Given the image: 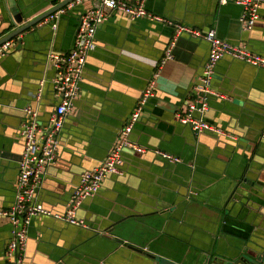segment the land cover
Segmentation results:
<instances>
[{"label": "crops", "instance_id": "obj_1", "mask_svg": "<svg viewBox=\"0 0 264 264\" xmlns=\"http://www.w3.org/2000/svg\"><path fill=\"white\" fill-rule=\"evenodd\" d=\"M64 1L17 0L22 24ZM97 3L75 4L55 30L45 22L28 29L0 57V209L15 201L23 109L41 92L39 120L46 124L57 104L47 55L73 48L80 16ZM145 8L174 26L119 12L100 26L60 135L57 161L39 190L38 201L52 216L32 222L24 264H236L253 242L264 246V69L231 58L217 64L212 86L222 97L210 99L203 118L236 140L210 132L196 136L175 116L187 111L210 54L208 42L177 35L175 25L215 29L219 38L264 57V4L249 32L239 22L242 7L232 2L147 0ZM10 15L0 0V39L13 31ZM175 38L173 59L158 68ZM152 80L155 95L131 134L148 152L125 153L124 175L109 176L84 201L78 216L87 229L55 218L65 215L80 176L118 144ZM154 150L183 162L171 165ZM242 197L247 205L234 201ZM10 239L11 225L0 218V264Z\"/></svg>", "mask_w": 264, "mask_h": 264}, {"label": "built area", "instance_id": "obj_2", "mask_svg": "<svg viewBox=\"0 0 264 264\" xmlns=\"http://www.w3.org/2000/svg\"><path fill=\"white\" fill-rule=\"evenodd\" d=\"M146 1L97 0L98 3L94 7L80 16L73 48L67 53L50 52L47 55L49 64L55 70L52 84L57 104L46 124L40 123L39 120L38 105L42 98L41 92L33 97L34 105H29L23 109V121L19 135L24 143V149L18 161L15 201L11 207L0 209V218L7 219L11 225V239L5 253V264H24L29 228L32 222L39 216H52L38 201L39 190L47 170L55 165L57 161L60 135L65 120L79 95L87 58L97 48V33L100 26L108 20L111 12L126 14L134 21L147 17L151 21L174 26L171 21L148 13L145 8ZM81 2L82 0H75L69 3L63 9L49 16L45 23H50L54 30L57 29L59 18L73 9L75 4ZM230 2L243 8L239 22L244 31H251L261 18L260 9L264 4V0H219L221 5H227ZM10 20L14 25L13 31L20 27L15 22L12 14ZM175 27L177 35L187 33L194 38L208 42L210 45V54L200 77V83L194 89L193 99L188 104L186 112H178L175 115L178 122L189 126L196 136L210 132L217 136L236 140L235 136L221 128L210 125L203 118L209 109L210 99L222 97L214 91L212 86L217 64L224 58H231L264 69V57L252 52L245 45H234L219 38L215 29L202 32L184 25H175ZM175 44L176 38L168 45L165 57L158 64V68L166 61L173 59ZM10 47L11 41L3 44L0 47V57L7 56ZM155 88V80L150 81L130 120L123 128L118 144L96 168L86 171L80 176L79 185L75 188L67 203L65 215L62 217L56 216L55 218L69 225L87 229L88 224L85 219L78 216V211L86 199L99 193L106 178L124 175L125 149L139 154L148 152V149L131 140V134L148 102L154 97ZM261 140L264 142V134L261 136ZM154 154L173 165L182 164L183 162L182 159L168 152L154 150Z\"/></svg>", "mask_w": 264, "mask_h": 264}, {"label": "water", "instance_id": "obj_3", "mask_svg": "<svg viewBox=\"0 0 264 264\" xmlns=\"http://www.w3.org/2000/svg\"><path fill=\"white\" fill-rule=\"evenodd\" d=\"M3 1H5V0H3ZM74 1L75 0H65L64 2L54 6L53 8L49 9L48 11L42 13L39 17H36L32 21L25 23V24H22L24 21V14L22 13V11H20L21 8L19 6V3L17 2V0H6L7 5L9 7V12L12 14V17L14 18L15 22L17 24H19L20 27L16 28L14 31H12L8 35H6L2 39H0V47L5 43L14 40L15 38H17L18 36L23 34L25 31H27L28 29H30V28H32V27H34V26H36L42 22H45V20L49 16L53 15L54 13L58 12L59 10L66 7L69 3L74 2ZM242 12H243V8H242ZM8 24H9V26H8V31H9V29L11 27L13 28L14 25L11 22V20L8 21ZM129 151H130L129 149H125V153H128ZM130 152H132V151H130ZM171 165H173V164H171ZM234 201H239V203H242L243 205H247L244 202L243 197L242 198H235ZM253 244H254V246H252V245L249 246L250 250H253V252L250 250L247 251V249H245L243 252L245 254V257H242L240 259V261L236 264H264V246L257 241L253 242ZM148 256L151 257V255H149V254H148ZM58 264H62V263H58ZM211 264H217V263H211Z\"/></svg>", "mask_w": 264, "mask_h": 264}, {"label": "trees", "instance_id": "obj_4", "mask_svg": "<svg viewBox=\"0 0 264 264\" xmlns=\"http://www.w3.org/2000/svg\"><path fill=\"white\" fill-rule=\"evenodd\" d=\"M9 30H12V27Z\"/></svg>", "mask_w": 264, "mask_h": 264}]
</instances>
